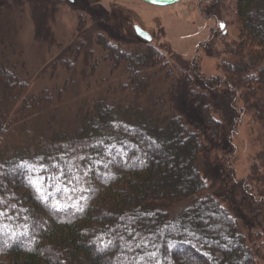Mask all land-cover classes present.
I'll use <instances>...</instances> for the list:
<instances>
[{"label": "trees", "instance_id": "obj_1", "mask_svg": "<svg viewBox=\"0 0 264 264\" xmlns=\"http://www.w3.org/2000/svg\"><path fill=\"white\" fill-rule=\"evenodd\" d=\"M235 1L242 42L223 70L264 95V0ZM142 47L108 57L127 82L84 106L75 133L16 146L3 143L18 103L23 119L41 117L62 92L27 101L14 68L24 69L0 64V264H255L238 219L205 195L200 154L221 123L205 106L196 131L175 110V90L194 100L189 85L200 80L176 76L158 49Z\"/></svg>", "mask_w": 264, "mask_h": 264}, {"label": "rangeland", "instance_id": "obj_2", "mask_svg": "<svg viewBox=\"0 0 264 264\" xmlns=\"http://www.w3.org/2000/svg\"><path fill=\"white\" fill-rule=\"evenodd\" d=\"M235 3L182 0L159 7L139 0H0V64L24 69L14 68L29 84L27 101L42 93L53 99L58 89L62 92L61 101L55 98L54 107L41 117L23 119L18 112L24 103H18L4 146L75 133L84 106L92 107L100 96L127 82L108 57L120 60L121 50L152 45L176 76L185 72L200 80V85H189L194 100L184 86L175 90V110L196 131L203 129L196 116L205 106L221 123L220 138L200 154L205 195L238 219L255 264H264V95L249 93L241 79H228L223 70L237 63L236 45L242 42ZM135 26L152 40L141 39ZM207 79L218 85L210 89Z\"/></svg>", "mask_w": 264, "mask_h": 264}, {"label": "water", "instance_id": "obj_3", "mask_svg": "<svg viewBox=\"0 0 264 264\" xmlns=\"http://www.w3.org/2000/svg\"><path fill=\"white\" fill-rule=\"evenodd\" d=\"M139 1L154 6L166 7V6L174 5L182 0H139ZM135 32L141 39L147 42H150L152 40L151 35L139 26H135Z\"/></svg>", "mask_w": 264, "mask_h": 264}, {"label": "snow or ice", "instance_id": "obj_4", "mask_svg": "<svg viewBox=\"0 0 264 264\" xmlns=\"http://www.w3.org/2000/svg\"><path fill=\"white\" fill-rule=\"evenodd\" d=\"M30 171H34V167L32 169H29ZM29 183L34 186L37 187L39 185V181L38 180H30ZM37 190L39 191V187H37ZM86 190V189H85ZM6 214L2 211H0V216H5ZM2 227H0V231H2Z\"/></svg>", "mask_w": 264, "mask_h": 264}]
</instances>
